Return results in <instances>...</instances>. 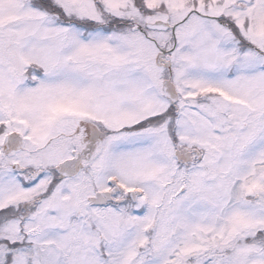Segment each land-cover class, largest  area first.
<instances>
[{
    "label": "snow or ice",
    "instance_id": "obj_1",
    "mask_svg": "<svg viewBox=\"0 0 264 264\" xmlns=\"http://www.w3.org/2000/svg\"><path fill=\"white\" fill-rule=\"evenodd\" d=\"M0 264H264V0H0Z\"/></svg>",
    "mask_w": 264,
    "mask_h": 264
}]
</instances>
